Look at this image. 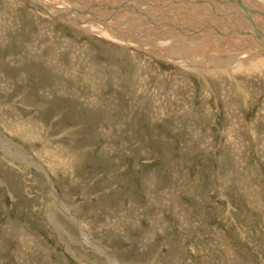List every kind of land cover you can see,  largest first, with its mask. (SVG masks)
Segmentation results:
<instances>
[{"label": "rangeland", "instance_id": "rangeland-1", "mask_svg": "<svg viewBox=\"0 0 264 264\" xmlns=\"http://www.w3.org/2000/svg\"><path fill=\"white\" fill-rule=\"evenodd\" d=\"M12 1L0 264H264L263 63L187 72Z\"/></svg>", "mask_w": 264, "mask_h": 264}, {"label": "bare ground", "instance_id": "bare-ground-1", "mask_svg": "<svg viewBox=\"0 0 264 264\" xmlns=\"http://www.w3.org/2000/svg\"><path fill=\"white\" fill-rule=\"evenodd\" d=\"M15 1L112 42L144 46L187 72L243 60L247 68L261 63L264 68V0H13L9 5Z\"/></svg>", "mask_w": 264, "mask_h": 264}]
</instances>
